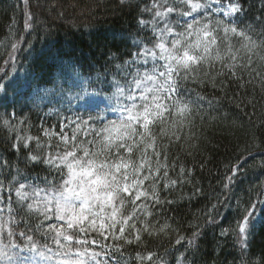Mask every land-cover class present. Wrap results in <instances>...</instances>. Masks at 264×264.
<instances>
[{
	"label": "snow or ice",
	"instance_id": "1",
	"mask_svg": "<svg viewBox=\"0 0 264 264\" xmlns=\"http://www.w3.org/2000/svg\"><path fill=\"white\" fill-rule=\"evenodd\" d=\"M244 12L242 0H152L139 7L137 24L145 35L132 40L136 50L114 67L44 50L51 70H26L21 79L8 73V66L17 71L21 50L19 42L12 43L6 66L0 67V107L13 108L0 115V127L10 134L5 140L9 147L0 152V264H169L167 256L181 247L176 264H194L186 253L199 250L207 228H220L219 239L234 237L241 264H252L246 255L256 231L264 229V181L248 189L256 192L255 199L236 197L235 219L227 227L221 228L227 214L219 209L232 210L230 201L253 152L226 169L223 196L213 192L214 202L202 213L204 223H199L201 217L189 222L191 235L173 228L175 216L167 215L180 200L208 198L192 179L194 169L170 156L172 145L184 138L185 128L194 127L202 111L206 98L201 91L234 84L238 91L233 99L245 115L249 86L259 84L264 93V19H256V30L242 25ZM24 15L25 31L33 30L32 14L26 10ZM26 51L31 56L33 46ZM41 82L51 84L54 96L69 104L80 102L76 109L61 104L41 117L47 145L39 136L20 134L23 120L10 122L18 105L21 111L28 106L22 89ZM31 103L38 107L35 99ZM106 113L116 116L110 119ZM52 116L56 123L44 127ZM251 139L256 148L264 143V121L253 126ZM9 152L16 154L15 164L9 163ZM258 154L264 157V148ZM258 167L264 169V160ZM189 184L191 193L167 198ZM145 236L158 241V248L165 242L169 247L163 255L141 250L134 259L126 258L128 246L140 247Z\"/></svg>",
	"mask_w": 264,
	"mask_h": 264
},
{
	"label": "trees",
	"instance_id": "2",
	"mask_svg": "<svg viewBox=\"0 0 264 264\" xmlns=\"http://www.w3.org/2000/svg\"><path fill=\"white\" fill-rule=\"evenodd\" d=\"M151 3L152 0H27V3L25 0H0V67L6 66L5 61L12 50L11 45L16 42L21 44V50L16 55L17 71L14 72L8 66V73H13L12 75L21 79H24L26 70L29 72L33 68L51 70L48 66L52 64V60L47 54H41L44 50L67 53L71 57H79L82 61L92 62L98 67L106 64L114 67L115 64L123 63L125 59H128L127 53L136 50L132 47V40L145 35L137 24L139 7ZM242 3L245 9L241 20L242 25H252L259 30L255 21L257 18L264 19V0H242ZM134 5L137 6L134 7ZM26 10L33 17L31 21L33 30L27 32L24 28ZM22 36L23 39H21ZM30 44L34 51L31 56H28L26 50ZM113 55L118 56L119 59L110 60L109 58ZM65 62L68 61L65 60ZM76 70L81 71L78 67ZM224 79L226 77H220V80ZM219 82L218 80L217 84ZM45 89L49 91L45 92ZM51 89V84L42 82L39 86L33 84L32 88L22 89L29 102L28 106L21 111L18 105L15 109V119L10 121L13 125H17L23 120L24 123L21 125L23 131L20 134L39 136L45 145L48 141L42 136L41 117L48 113L49 107L58 108L62 100L54 96ZM33 91L39 93L38 96H43L44 102L36 103L38 107H34L31 103L36 95H31ZM237 91L234 84L222 90L219 87L215 90L211 87L202 90L201 94L206 100L202 105V111L195 118L194 127L191 130L185 128L184 138L171 147L170 156L179 157V163H183L186 168L192 167L194 169L192 179L196 186H202L204 192L208 194L207 199H193L191 202L186 198L180 200L179 207L173 206L176 211L167 213L169 216H175V220L171 221L173 228L179 226L181 232L186 235H191L194 230L188 226L195 217H201L199 223H204L202 213L214 202L213 192L223 196L220 184L228 175L226 169L234 165L241 155L247 156L248 152L254 153V156L248 158L244 164L246 171L240 177L243 183L235 189L236 196L230 201L232 210L230 211L227 207L219 209L221 214H227L221 228L227 227L229 222L235 219L236 197L248 199L251 196L255 199L256 192L249 193L248 189L264 181V169L258 167L264 160V157L258 154L259 148H264V143L256 148L251 139L253 126L264 121V98H262L264 93L261 92L259 84L255 88L249 86L244 100L251 101V104L247 105V115H245L236 107L238 99H233ZM24 99L25 97H21L22 102ZM209 102H211V108H209ZM5 111L12 113L13 108L0 107V115H3ZM201 117L204 118L201 119ZM52 123H56L55 116L47 119L44 127ZM56 130H59L58 126ZM9 135L7 129L0 127V152L9 147L5 143ZM259 135L257 133V137ZM12 139H15L14 134ZM31 148L36 149L35 142L31 143ZM45 151H47L46 148ZM5 155L10 164H15V153L9 152ZM21 155H27V152H22ZM168 163L171 164L172 159H169ZM201 164L204 165L203 169L200 167ZM19 166L23 168L24 164L20 163ZM35 171L40 169L37 168ZM176 171H179V164ZM44 174L41 172V175ZM172 178H175V175ZM193 190V185L189 184L182 191L177 190L167 198L179 200L182 195L191 193ZM185 229H187L186 232ZM204 231L206 235L199 240V250L195 254L186 253L187 260L194 261V264H241L240 248L234 246V237L219 239L220 228L215 231L207 228ZM171 235L175 238L176 233L173 232ZM157 244L158 241L145 236L140 247L128 246L124 256L134 259L136 252L141 250L145 254L147 251H154L163 255L165 249L169 247L168 243L165 242L159 248ZM145 245H147L146 248ZM183 252L182 247L178 251L171 252L167 256L169 264H176L177 257ZM262 256H264V229H258L255 237L250 240L246 259L252 264H261ZM37 259L41 258L37 257ZM121 264H125V261L122 260Z\"/></svg>",
	"mask_w": 264,
	"mask_h": 264
},
{
	"label": "rangeland",
	"instance_id": "3",
	"mask_svg": "<svg viewBox=\"0 0 264 264\" xmlns=\"http://www.w3.org/2000/svg\"><path fill=\"white\" fill-rule=\"evenodd\" d=\"M145 19L147 20V19H150V17L148 16V15H145ZM13 74V73H12ZM11 74V75H12ZM36 94V95H35ZM38 94L39 93H36V92H32V94L31 95H35V101H36V103H38L39 104V102H42L43 101V96L42 95H39L38 96ZM67 96H68V98L69 99H71V97L73 96V94L72 93H67L66 94ZM32 97V96H31ZM56 97H58V98H60L59 96H56ZM44 102V101H43ZM42 102V103H43ZM79 101H77V100H75V99H72L71 100V104H69L68 103V100L67 99H62L61 100V103L59 104V107L61 106V104L62 105H64L63 107L64 108H68V109H76L77 107H78V105H79ZM106 103V102H105ZM58 107V108H59ZM54 107H49V109H48V112L51 110V109H53ZM106 115H108L109 116V118L110 119H114L115 118V116H116V114H114V113H111V114H108V113H106ZM52 124H54V123H52ZM52 124H48L46 127H50Z\"/></svg>",
	"mask_w": 264,
	"mask_h": 264
}]
</instances>
